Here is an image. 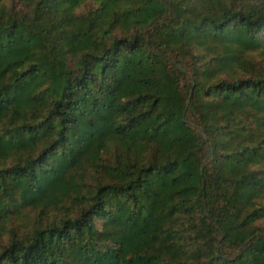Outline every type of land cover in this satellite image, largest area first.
<instances>
[{
    "label": "trees",
    "instance_id": "trees-1",
    "mask_svg": "<svg viewBox=\"0 0 264 264\" xmlns=\"http://www.w3.org/2000/svg\"><path fill=\"white\" fill-rule=\"evenodd\" d=\"M0 264H264V0H0Z\"/></svg>",
    "mask_w": 264,
    "mask_h": 264
}]
</instances>
